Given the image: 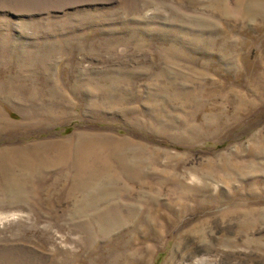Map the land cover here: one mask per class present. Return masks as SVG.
Returning a JSON list of instances; mask_svg holds the SVG:
<instances>
[{"label": "rangeland", "instance_id": "1", "mask_svg": "<svg viewBox=\"0 0 264 264\" xmlns=\"http://www.w3.org/2000/svg\"><path fill=\"white\" fill-rule=\"evenodd\" d=\"M0 264H264V0H0Z\"/></svg>", "mask_w": 264, "mask_h": 264}]
</instances>
